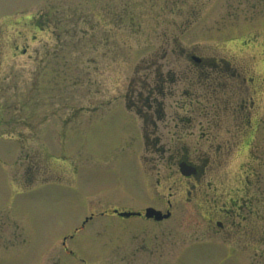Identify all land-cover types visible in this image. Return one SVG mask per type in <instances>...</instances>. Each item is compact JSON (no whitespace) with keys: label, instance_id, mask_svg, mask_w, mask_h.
I'll return each instance as SVG.
<instances>
[{"label":"rangeland","instance_id":"374dc122","mask_svg":"<svg viewBox=\"0 0 264 264\" xmlns=\"http://www.w3.org/2000/svg\"><path fill=\"white\" fill-rule=\"evenodd\" d=\"M172 47L164 70L185 65L182 47L264 78V0H0V264H154L163 255L164 223L110 210L149 204L169 186L181 194L161 147L143 152L144 172L141 119L123 97L131 78L135 91L141 84L133 65ZM184 78L188 95L157 121L159 144L207 158L200 197L247 202L248 218L235 219L250 224L249 249L241 253L240 235L187 228L173 264H258L264 84L243 135L223 108L235 80Z\"/></svg>","mask_w":264,"mask_h":264},{"label":"flooded vegetation","instance_id":"af4514ba","mask_svg":"<svg viewBox=\"0 0 264 264\" xmlns=\"http://www.w3.org/2000/svg\"><path fill=\"white\" fill-rule=\"evenodd\" d=\"M174 51L173 47L170 50L166 48L163 50V55L160 59L136 62V65H133L135 72H142L140 87L135 91L132 82L133 78H131L123 97L126 108L133 111L141 119L143 138L141 163L144 172H149L150 168L144 166L146 162L142 161L143 152L153 153L154 150L159 151L161 147L162 151L168 154L167 158L171 157L173 166H176L174 172L170 175L167 174V178L169 179L173 173L177 175L173 183L179 188L181 194L178 193L177 189L173 190L169 186L165 196L159 198L154 194L149 204L143 201L136 208L114 207L110 210L116 216H119L120 212H134V214L126 218L140 217L151 223H164L168 241H166V247L163 248V255L155 258L154 264H170V262L173 264L174 261L181 257L179 251L184 250L185 243L182 241L185 239L184 233L187 228L194 231L195 229L199 230L203 235L209 234L204 235L208 238L219 236L229 239V237L235 238L240 235L241 239L245 240L243 243L245 246H243L242 250L240 249L241 253H243V250L249 249L247 243L249 240L248 225L250 224L242 223V221L246 222L245 220L235 219L248 218L249 205L247 202L243 200V204L236 203L232 199L235 202L234 204H228L226 201L218 205L212 197H200L202 193L199 194V192L203 190L204 185L202 181L206 177L207 158L200 157V155L191 157L186 152H180L179 147L171 152L167 151L163 148V145L159 144L161 137L157 133V121L161 120L160 117L165 114H176L172 109H176L177 105H181L184 96L188 95V91L184 88L187 83L184 75L212 77V79L219 81L235 80L236 86L231 87L229 97H224L226 102H224L223 108L227 113L234 116L237 125L240 126L238 128L242 129L243 135H248L250 128H252L248 126L250 125V114L254 110L255 96L261 93L260 89L264 84L262 81L264 78L254 79L255 77L250 75L243 65H236L228 58L218 55H201L193 50L183 51L182 47L180 48V53H182L185 65L182 66L180 63L176 71L172 70V67L164 70L165 63H168L164 58L171 55ZM137 68L139 69L137 70ZM234 99L236 100L235 102ZM261 99L264 100V92H262ZM168 101L172 102L168 103ZM218 112L217 110L216 115H218ZM212 115H215V113ZM216 121L217 119H214V123ZM177 125L179 124H174L175 127ZM207 126H212L211 122H208ZM169 141L171 140L169 139ZM182 169L187 172H183ZM30 172L32 176L35 175V171ZM180 186L182 187L181 189ZM199 200H202V202L197 203ZM148 207L158 210L162 218L157 220L154 217H146L145 209ZM114 210H117V212ZM258 241L262 244V249L258 252V264H264V220L259 223ZM194 242L200 243V241ZM210 242L211 240L208 239L204 243H209L211 247L217 244ZM244 257H246V254ZM247 259L248 257L245 260L249 263Z\"/></svg>","mask_w":264,"mask_h":264},{"label":"water","instance_id":"95a60500","mask_svg":"<svg viewBox=\"0 0 264 264\" xmlns=\"http://www.w3.org/2000/svg\"><path fill=\"white\" fill-rule=\"evenodd\" d=\"M183 172H187L182 169ZM134 214V212H120L119 215L128 217L129 215ZM145 216L146 217H154L155 219H161L160 212L155 210L154 208L148 207L145 209Z\"/></svg>","mask_w":264,"mask_h":264}]
</instances>
